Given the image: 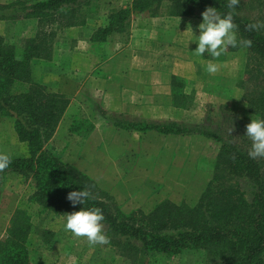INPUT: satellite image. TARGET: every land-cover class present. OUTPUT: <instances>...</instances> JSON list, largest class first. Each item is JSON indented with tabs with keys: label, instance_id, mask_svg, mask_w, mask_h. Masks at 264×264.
I'll return each mask as SVG.
<instances>
[{
	"label": "rangeland",
	"instance_id": "374dc122",
	"mask_svg": "<svg viewBox=\"0 0 264 264\" xmlns=\"http://www.w3.org/2000/svg\"><path fill=\"white\" fill-rule=\"evenodd\" d=\"M32 2L0 0V20L7 21L4 28L0 27V36L14 44L17 53L23 39L37 30L36 19L24 17ZM130 2L89 0L83 25L41 23L53 32L50 58L30 60L34 61L30 62L31 78L63 93L68 101L44 146L92 178L124 212L135 208L148 211L162 199L193 204L212 175L219 148L216 138L251 148L246 126L257 117L247 110L242 95L249 85L244 68L256 60L252 58L250 63L246 51L236 50L223 61H213L219 71L209 74L205 68L210 60L195 54L204 11L180 16L131 13L121 32L108 33L100 41L90 40L109 10L129 6ZM237 12L254 23L264 22V0H240ZM164 30L169 36L160 38L158 34ZM161 40L174 48H166ZM110 57L116 58L117 65L110 64ZM41 60L48 61V66L40 64ZM111 71L113 94L107 95L103 93L105 74ZM146 77L153 85L147 90L151 95L142 94ZM124 87L129 92L120 95ZM190 90L191 95L185 94ZM172 91L190 97L178 112L171 107ZM172 118L202 125L216 138L124 128L139 119L157 122ZM0 152L10 157L26 155L25 143L17 139L12 118L1 115ZM258 160L264 165V158ZM32 185L29 177L12 172L0 176V239L13 210L23 209L30 222L25 242L29 264L138 263L119 255L109 244L90 246L86 239L65 231L66 214L41 209L31 201ZM139 260L141 264H210L197 250L174 255L150 253Z\"/></svg>",
	"mask_w": 264,
	"mask_h": 264
},
{
	"label": "trees",
	"instance_id": "16d2710c",
	"mask_svg": "<svg viewBox=\"0 0 264 264\" xmlns=\"http://www.w3.org/2000/svg\"><path fill=\"white\" fill-rule=\"evenodd\" d=\"M88 2L34 0L26 7L24 17L35 18L37 30L23 39L18 53L14 44L0 36V115L12 118L15 135L26 146V155L11 157L12 163L0 176L12 172L29 177L33 184L29 199L44 210L70 214L83 208H100L110 238L108 244L119 255L138 260L137 264L146 254L174 255L183 250L201 252L210 264H264V165L250 158L248 149L211 137L202 125L143 119L126 123L124 128L131 130L216 138L219 148L211 166L212 175L193 204L162 199L148 211L135 208L124 212L92 178L44 146L68 101L63 93L51 91L31 78L30 60L50 58L53 32L41 23L83 25ZM227 4L228 0H131L129 6L109 10L104 24L94 29L90 40L100 41L108 33L121 32L131 13L180 16L214 7L225 15L230 11ZM234 22L238 37L250 39L252 46L230 47L227 52L243 49L250 63L252 58L256 60L244 68L249 85L242 98L250 113L264 119V33L246 30L254 21L238 12ZM187 98L174 92L171 101L183 107ZM86 186L91 187L93 198L73 206L68 193ZM29 228L26 212L15 208L0 239V264H29L25 245Z\"/></svg>",
	"mask_w": 264,
	"mask_h": 264
},
{
	"label": "clouds",
	"instance_id": "9594fccd",
	"mask_svg": "<svg viewBox=\"0 0 264 264\" xmlns=\"http://www.w3.org/2000/svg\"><path fill=\"white\" fill-rule=\"evenodd\" d=\"M240 0H228L230 11L221 15L216 8L207 7L202 12L203 22L199 24L200 34L198 36L195 54L203 56L210 54L213 60L225 54L228 49L237 47H251L250 39L238 37V25L234 22V16ZM264 29V22L251 23L246 26L248 31H259ZM210 60L205 70L209 74L219 71V65ZM246 136L251 141L249 157L252 159L264 158V119H251L246 126ZM12 163L11 157L6 152H0V173L5 172ZM90 186H86L79 191L68 193L67 199L73 206L85 204L92 199ZM105 217L100 208L81 209L79 211L66 214L65 231L70 232L76 238L86 239L90 246L106 245L110 243V238L105 233L103 221Z\"/></svg>",
	"mask_w": 264,
	"mask_h": 264
},
{
	"label": "crops",
	"instance_id": "0c3cea01",
	"mask_svg": "<svg viewBox=\"0 0 264 264\" xmlns=\"http://www.w3.org/2000/svg\"><path fill=\"white\" fill-rule=\"evenodd\" d=\"M6 23H7V21L6 20H0V27H2V28H4L5 26H6ZM159 35V37L160 38H167L169 35H168V30H164V31H162V32H160V34H158ZM158 35H155L156 37H158ZM171 38V37H170ZM142 39L143 40H145V38L144 37H142ZM172 40H174L173 38H172ZM161 43H162V45H165V47L166 48H174V46H169L168 45V43L169 42H167V41H160ZM88 40H87V42L85 43L86 45V48H87V45H88ZM163 43H165V44H163ZM85 48V47H84ZM85 48V49H86ZM228 53H232V52H226L225 54H224V57L222 58V60H213V58L211 57V56H209V57H207V55H206V53L202 56L203 58H207L208 60H213L214 62H218V61H223L224 59H226V55H227V57H228ZM31 62V64L34 62V61H30ZM107 63H109V61L107 62ZM40 64H45L44 66H48V61H43V60H41V63ZM110 64L111 65H113V64H116L117 65V62H116V58L115 57H110ZM143 71H144V69H143ZM142 71V73H143V75L144 76H147L146 75V72H143ZM172 72V71H171ZM173 73V72H172ZM45 74H46V72H45ZM178 73H176V75H177ZM105 77H106V86H105V91H103V93L104 94H107V95H109V93H110V81H112L113 79H114V71H111L110 72V74H105ZM196 79V78H195ZM199 79H203V77L202 78H199ZM146 80H147V82L146 83H144L143 84V86H144V88H143V92H142V94L143 95H151V92L150 91H147L148 89H151V86H153L152 85V83H151V78H149V77H146ZM230 80V79H229ZM40 82H43L44 83V80H39ZM209 87V86H208ZM204 88H206V86H204L203 87V89ZM129 91H128V89L127 88H121L120 89V91H119V94L120 95H123V94H127ZM173 93H174V91H172ZM191 92L193 93V91H189V92H186L185 94H190L191 95ZM110 94H113V92H111ZM136 94H141V93H136ZM195 94H197V91L195 92ZM193 95V94H192ZM172 102V101H171ZM171 107L174 109V112H178L177 111V108H180V107H178V106H176L175 104H172L171 103ZM171 120H176V119H171ZM184 136H189V135H184ZM189 168V167H188ZM160 186V183L158 182V186L157 187H159ZM159 201H161V200H158L157 202H159ZM156 202V203H157ZM174 202V201H173ZM156 203H154V204H156Z\"/></svg>",
	"mask_w": 264,
	"mask_h": 264
}]
</instances>
